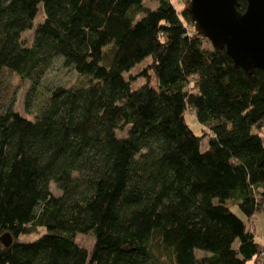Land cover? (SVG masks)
Here are the masks:
<instances>
[{
  "label": "trees",
  "instance_id": "1",
  "mask_svg": "<svg viewBox=\"0 0 264 264\" xmlns=\"http://www.w3.org/2000/svg\"><path fill=\"white\" fill-rule=\"evenodd\" d=\"M152 1L0 0V73L31 82L26 111L55 58L78 74L32 119L5 94L0 236L12 241L0 242V264H261L246 222L264 211V70L246 73L209 45L188 0ZM140 76L155 86H135ZM78 234L92 237L89 251Z\"/></svg>",
  "mask_w": 264,
  "mask_h": 264
},
{
  "label": "water",
  "instance_id": "2",
  "mask_svg": "<svg viewBox=\"0 0 264 264\" xmlns=\"http://www.w3.org/2000/svg\"><path fill=\"white\" fill-rule=\"evenodd\" d=\"M245 1L240 11L237 0H188L186 10L195 31L250 73L254 67L264 70V0ZM11 241L9 233L0 236L3 246Z\"/></svg>",
  "mask_w": 264,
  "mask_h": 264
},
{
  "label": "rangeland",
  "instance_id": "3",
  "mask_svg": "<svg viewBox=\"0 0 264 264\" xmlns=\"http://www.w3.org/2000/svg\"><path fill=\"white\" fill-rule=\"evenodd\" d=\"M175 3V2H174ZM145 4L149 7H154L155 2L152 0H145ZM187 5V4H186ZM177 8L181 7V3L177 1L175 4ZM42 18V14L39 11L35 20L34 25ZM32 29L26 30L21 34V41L25 46H29L32 39ZM209 42V41H208ZM209 45L210 42H209ZM148 62V58L143 59L141 62L136 64L132 69L128 72L124 73L126 77L128 74H135L143 69ZM149 73V72H148ZM78 79V74L71 68L65 67L62 64L61 59L55 58L49 66L44 70L38 80V84L35 87V92L31 95V103L29 107V111L25 110L24 107V97L25 92L29 88L31 82L25 80L24 84L21 86H15L17 82V76L8 69H3L0 73V108L2 107V102L5 99V94L7 90H12L13 92V110L18 112L20 115L32 119L37 112L39 106H41L46 98L48 97L49 90L57 85H61L64 87H69ZM147 82L151 86H155V80L152 79L151 76L148 79L144 76H140L135 81V86H140ZM183 118L189 128L196 134L202 133L205 129L201 126L195 119L194 115L185 111L183 114ZM254 131V129L252 130ZM117 134L123 135L124 132H118ZM205 138H203V142ZM51 189L53 192H57L54 188V184L50 183ZM230 204V201L227 202ZM231 210L241 218H244L242 212L236 205L231 206ZM247 228L252 229L254 231V236L257 241L260 242V238L264 237V211H259L252 218V221L246 222ZM43 233V229H38V232H32L29 234H20L18 236L19 241H31L39 236V234ZM77 242L86 248L88 251L91 248L93 243V239L89 235L78 234L76 236ZM198 253V252H197Z\"/></svg>",
  "mask_w": 264,
  "mask_h": 264
},
{
  "label": "built area",
  "instance_id": "4",
  "mask_svg": "<svg viewBox=\"0 0 264 264\" xmlns=\"http://www.w3.org/2000/svg\"><path fill=\"white\" fill-rule=\"evenodd\" d=\"M260 245H261L260 261H261V264H264V237L260 238Z\"/></svg>",
  "mask_w": 264,
  "mask_h": 264
},
{
  "label": "crops",
  "instance_id": "5",
  "mask_svg": "<svg viewBox=\"0 0 264 264\" xmlns=\"http://www.w3.org/2000/svg\"><path fill=\"white\" fill-rule=\"evenodd\" d=\"M252 230V229H251ZM253 231V230H252ZM253 233H254V231H253Z\"/></svg>",
  "mask_w": 264,
  "mask_h": 264
}]
</instances>
